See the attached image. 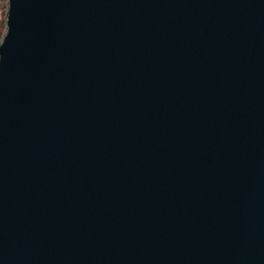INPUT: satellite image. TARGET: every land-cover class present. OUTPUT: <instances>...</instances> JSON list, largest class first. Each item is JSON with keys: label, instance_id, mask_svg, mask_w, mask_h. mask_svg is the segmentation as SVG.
Instances as JSON below:
<instances>
[{"label": "water", "instance_id": "1", "mask_svg": "<svg viewBox=\"0 0 264 264\" xmlns=\"http://www.w3.org/2000/svg\"><path fill=\"white\" fill-rule=\"evenodd\" d=\"M0 264H264V0H7Z\"/></svg>", "mask_w": 264, "mask_h": 264}, {"label": "rangeland", "instance_id": "2", "mask_svg": "<svg viewBox=\"0 0 264 264\" xmlns=\"http://www.w3.org/2000/svg\"><path fill=\"white\" fill-rule=\"evenodd\" d=\"M7 11V0H0V42L5 31V16Z\"/></svg>", "mask_w": 264, "mask_h": 264}]
</instances>
